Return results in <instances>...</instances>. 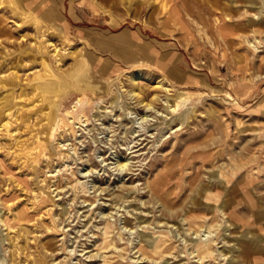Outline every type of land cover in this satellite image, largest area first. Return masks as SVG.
<instances>
[{
    "label": "rangeland",
    "instance_id": "1",
    "mask_svg": "<svg viewBox=\"0 0 264 264\" xmlns=\"http://www.w3.org/2000/svg\"><path fill=\"white\" fill-rule=\"evenodd\" d=\"M113 53L127 62L100 76L90 56ZM133 75L155 104L145 120ZM255 254L264 0H0V264H264Z\"/></svg>",
    "mask_w": 264,
    "mask_h": 264
},
{
    "label": "crops",
    "instance_id": "2",
    "mask_svg": "<svg viewBox=\"0 0 264 264\" xmlns=\"http://www.w3.org/2000/svg\"><path fill=\"white\" fill-rule=\"evenodd\" d=\"M142 40L143 41L142 42H139V43H140V46H141L142 51H145V52L147 51L146 52V56L147 57H149V58L152 57L156 61L158 60L159 62H161L162 65H166L169 68L173 67V62L171 61V59L169 60V57H167V59H166L167 61L166 62L162 61V60H165V59H162L160 57V55H162L163 53H162V51H160L161 47L159 45H157V43H154L151 40H146L145 38H142ZM126 48H127V55L130 53V55H128L127 58L130 59V61L131 60H134L135 61L136 60L135 58H136V53L137 52L134 50V46L132 47L133 49L132 48H129V45L126 46ZM148 50H149L150 54H149ZM139 54L143 57V55L145 53L139 52ZM102 57L101 58H99V57H95V58L93 57L92 58L90 56L91 64H92L93 68L102 77H104L105 74H106V76L107 75H111L113 73V70L114 71H117L120 68V65H122V63L127 62L125 59L124 60H120L115 55V53H113L110 56H107V58H104V59ZM170 61L172 62V64H170ZM169 68H167V69H169ZM240 206L246 208L245 213H247V217H246V219H244L241 215L239 216L238 215V212H236L237 211V209H236V211L234 210V215H235L234 218L238 221V223L248 224L250 222L249 215H248V213H249L248 212V208L250 206L252 207V205H249V204H244L243 205V204H241ZM249 211H250V209H249ZM259 216H260L259 214L258 215L255 214L254 215L255 220H259L258 219ZM252 259H253V261H255V260L262 261L264 259V257L261 256V255H259V254H255L254 257H252Z\"/></svg>",
    "mask_w": 264,
    "mask_h": 264
},
{
    "label": "bare ground",
    "instance_id": "3",
    "mask_svg": "<svg viewBox=\"0 0 264 264\" xmlns=\"http://www.w3.org/2000/svg\"><path fill=\"white\" fill-rule=\"evenodd\" d=\"M54 51H55L54 52V57H56L57 58L56 60L58 62H60L61 61V57L59 55L60 50H58L57 47H55ZM138 77H139L138 75L131 76V81H132L133 88L129 91V95L131 96V98H134V99L137 98L138 102L145 108L146 113L141 116V118L145 120V119H148V117H149L148 112H151L153 109H155V104L153 103L154 101L146 102L143 99V97L140 95V93L136 90L137 89V85H138L137 84L138 83L137 82ZM94 85L98 86L96 84H94ZM156 87L164 88V90H166V91L170 90L169 87H165V85L163 84L162 81H159ZM159 98H160V96L158 94H155L153 96L152 100H156V99H159ZM166 104H167V102H166ZM169 107H172V109H175L172 105H170ZM60 143L62 144V146H65V144L62 143V141H60ZM129 163H130L129 158H126L124 160L119 161V164H120L121 168H125L127 165H129ZM208 240H207V242H206V240H204L205 242H203V241L200 242V244L197 247L199 252H201L203 254H209V253L212 252L211 251L212 250V245H211V242L208 241Z\"/></svg>",
    "mask_w": 264,
    "mask_h": 264
}]
</instances>
